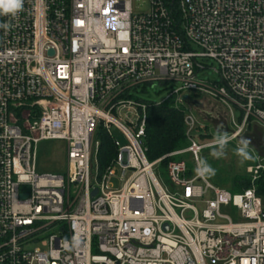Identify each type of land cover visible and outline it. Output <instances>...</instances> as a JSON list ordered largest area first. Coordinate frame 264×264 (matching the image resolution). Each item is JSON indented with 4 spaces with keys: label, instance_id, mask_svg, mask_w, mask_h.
<instances>
[{
    "label": "built area",
    "instance_id": "built-area-1",
    "mask_svg": "<svg viewBox=\"0 0 264 264\" xmlns=\"http://www.w3.org/2000/svg\"><path fill=\"white\" fill-rule=\"evenodd\" d=\"M149 2L134 15L130 0H24L15 17L0 16L11 25L0 28V264H264L253 186L231 194L184 160L167 162L168 186L158 181L165 159L189 154L198 166L193 119L182 150L149 162L144 143L147 108L173 97L215 101L230 134L264 127V0ZM208 60L218 83L199 77ZM170 83L159 104L134 96ZM102 137L114 151L104 166ZM45 141L65 143L64 174L36 173ZM261 170L248 169L253 181Z\"/></svg>",
    "mask_w": 264,
    "mask_h": 264
},
{
    "label": "rangeland",
    "instance_id": "rangeland-1",
    "mask_svg": "<svg viewBox=\"0 0 264 264\" xmlns=\"http://www.w3.org/2000/svg\"><path fill=\"white\" fill-rule=\"evenodd\" d=\"M130 8L132 14L134 15L144 14L150 9V2L149 0H130ZM205 63L207 65V68L200 73L199 77L207 82L218 83L220 78L216 72L217 67L215 62L212 60H208ZM177 86L178 85L174 83L168 84L167 87L159 84H155L153 87L140 86L137 90V94H135L134 96L139 100L147 103L159 104L165 101L169 93L172 92ZM173 102L174 97L166 103L171 104ZM171 106L177 110L182 109L181 112L183 115V127L185 116H190L193 119L194 130L192 133V139L195 140L198 144L205 146V148L199 154V161L202 158H207L208 162L216 170L214 176H208L206 178V180L210 184H212L214 187L224 189L227 192L233 194L234 191L231 185L232 178L237 175H247L250 178V187H254L252 174L249 173L248 169L257 163H260L264 166V127L261 124L255 121H251V123L246 125L243 133L237 137V140L240 137L250 139L252 144L251 150H253L254 154L257 156V159L255 161H246L243 164L240 163V159L232 151V149L237 144V140H233L228 145L226 155L224 157L220 159H214L209 155L211 151L209 145L213 141V137L218 130V126H222V128L220 129L221 131H227L228 133L232 131V126L229 123V119L227 118V112L225 111V109L211 99L192 95L188 96L187 101L185 100V102L177 104L176 106L174 104H171ZM233 116L235 118V121L238 122L239 113L233 110ZM111 134L119 144H125L123 135L115 127L111 128ZM184 140L185 141L182 147L175 151L182 150L188 146L185 136ZM177 159L184 160L191 174H196L197 165L193 162L189 154H181L169 159V161ZM35 165L36 173L38 175L64 174L66 171L65 143L62 141H45L38 143L36 148ZM166 165L167 164L162 167L160 163V165L156 166V176L158 178V181L164 186H168L169 183L166 174ZM115 171L118 175L119 170L115 168ZM126 177H128V174L125 173L124 178ZM38 246L39 244L30 245L28 246V249L31 250Z\"/></svg>",
    "mask_w": 264,
    "mask_h": 264
},
{
    "label": "trees",
    "instance_id": "trees-1",
    "mask_svg": "<svg viewBox=\"0 0 264 264\" xmlns=\"http://www.w3.org/2000/svg\"><path fill=\"white\" fill-rule=\"evenodd\" d=\"M173 1L164 0L170 8L175 7ZM181 111L182 109H174L169 103L152 105L147 108L144 143L147 148L146 158L149 162L179 149L184 144L183 115ZM113 153L111 142L106 137H102L98 153L99 164L104 166ZM168 161L169 159L163 160L161 166H165ZM188 173L191 174L189 169ZM231 185L234 193H241L250 187V178L247 175H237L232 178ZM253 185L257 195L264 201V171L259 173Z\"/></svg>",
    "mask_w": 264,
    "mask_h": 264
},
{
    "label": "clouds",
    "instance_id": "clouds-1",
    "mask_svg": "<svg viewBox=\"0 0 264 264\" xmlns=\"http://www.w3.org/2000/svg\"><path fill=\"white\" fill-rule=\"evenodd\" d=\"M24 0H0V16L11 15L15 17L20 11L23 10ZM9 23H0V28L6 32L10 29ZM222 126H218V130L213 137L212 143L209 145L211 149L209 155L214 159H220L226 155L228 145L237 140L239 133L230 134L227 131H221ZM251 141L245 137H240L237 140L236 146L232 149L233 153L240 159V163L246 161H255L257 156L251 150ZM216 170L208 162L207 158H202L196 168V173L199 176L207 178L208 176H214ZM79 245V240L73 237L71 243L67 240L64 241V247L66 250H72L73 247Z\"/></svg>",
    "mask_w": 264,
    "mask_h": 264
},
{
    "label": "water",
    "instance_id": "water-1",
    "mask_svg": "<svg viewBox=\"0 0 264 264\" xmlns=\"http://www.w3.org/2000/svg\"><path fill=\"white\" fill-rule=\"evenodd\" d=\"M49 54H52V51L49 52ZM187 99V96L182 97V101H185ZM95 194V192L92 193V195ZM26 195H22V198H25Z\"/></svg>",
    "mask_w": 264,
    "mask_h": 264
}]
</instances>
